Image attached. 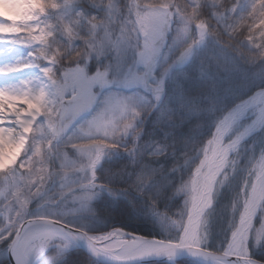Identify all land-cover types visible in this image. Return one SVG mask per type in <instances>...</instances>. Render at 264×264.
<instances>
[{
    "label": "snow or ice",
    "instance_id": "obj_1",
    "mask_svg": "<svg viewBox=\"0 0 264 264\" xmlns=\"http://www.w3.org/2000/svg\"><path fill=\"white\" fill-rule=\"evenodd\" d=\"M74 0H0V43L20 44L33 49L28 59L16 65L0 67V75L38 68L36 80L21 81L16 87L0 88V242L11 237L10 251L16 264H34L49 248L67 249L69 242L85 239L94 255L110 256L119 264H131L140 258L163 256L172 260L180 249L208 259L211 264H264L253 261L248 247L264 244V152L249 167L247 179L235 194L232 205L238 219L232 224L230 239L220 253L207 249L206 213L213 204V193L228 179L226 170L236 164L230 154L236 152L242 139L257 125H264V89L237 105L216 125L214 134L202 148L203 159L186 182L181 192L187 194L179 219L167 218V223L177 229L175 237L148 240L130 237L120 230L102 235H89L66 225L61 219L47 215L36 219L27 218L30 202L45 193V187L53 175L61 181L60 198L73 194L77 188L82 195H72L73 201L91 200L88 190L97 187L95 174L89 176L101 160L105 150L115 149L122 137L133 129L141 115L132 97L118 94L107 96L101 108L92 118L81 125L78 134L69 138L67 147L76 150L81 160L68 162L63 157L59 171L53 172L48 165V153L53 141L60 138L84 113L92 110L97 96L94 88L104 89L117 81L109 79L107 71L97 70L89 76L85 65L92 55H101L106 48L131 47L136 53V63L143 72L129 70L118 83L126 88L143 87L150 90L158 101L163 91V80L150 83L153 68L166 43L167 34L174 20L179 27L175 40L188 33L194 26L198 36L191 40L180 53L179 60L188 58L191 50L206 38L212 37L246 63H264V0H257L248 16L229 26H213L200 15V0H130L126 18L120 23V34L112 38L111 25L118 9L113 0L105 4L108 14L104 19L86 17L82 13L65 20L60 17L56 24L45 17L50 11H59ZM98 3L97 0H90ZM221 3L220 0H214ZM247 22V36L236 44L234 34ZM87 25L90 35L81 38L79 29ZM223 28V34L220 28ZM57 31L67 39L82 40L83 47L71 54L54 48L51 42ZM102 33V35H100ZM83 61V64L81 63ZM249 112L254 114L251 125L226 142V137ZM138 135V133H137ZM41 137V140H37ZM33 141V152L23 160ZM19 161V163H18ZM67 170V171H66ZM69 172L83 173L85 183L73 186L67 183ZM143 183V181H138ZM260 213V224L255 223ZM164 221V217H161Z\"/></svg>",
    "mask_w": 264,
    "mask_h": 264
},
{
    "label": "trees",
    "instance_id": "obj_2",
    "mask_svg": "<svg viewBox=\"0 0 264 264\" xmlns=\"http://www.w3.org/2000/svg\"><path fill=\"white\" fill-rule=\"evenodd\" d=\"M124 1L120 0L119 5ZM243 1L223 0L212 12L213 9L206 7L207 1L201 0L200 15L213 26L219 27L223 22H227L223 26H229L245 19L257 3V0H250V7L245 9L241 7ZM234 4L245 9L244 13L229 10L227 21L215 19L214 13L223 14L227 10L225 8ZM103 5L93 8L82 5L80 13L103 19L104 12L100 9ZM43 19L53 24L58 21L51 12ZM220 31L223 34L222 27ZM61 34L56 32L52 47L68 54L83 47L82 40L70 42ZM247 34L245 22L232 41H227V37L224 40L234 45ZM206 44L165 83L160 103L141 110L125 146H121L122 141H117L119 150L127 152V155L100 165L96 173L98 182L110 189L120 190L122 194L112 200L103 197L92 205V211L101 220L105 219L107 225L103 228L101 225L93 226L89 232H103L116 224L124 231L146 238L163 240L177 235L178 229L167 223V218H180L187 200L180 188L189 181L200 159H203L202 148L207 146L218 121L251 94L264 89V63H246L212 37ZM259 137L255 135L240 146L238 153L230 158L236 164L226 170L228 179L214 191L213 207L206 214L205 225L206 247L210 251L222 252L228 242L232 224L238 218V210L236 213L231 210L235 194L264 146V142L260 144ZM141 180L143 183L138 182ZM255 223L258 226L259 217ZM253 258L264 262V248ZM65 259L58 264H90L89 258L78 250L66 254ZM0 264H7L6 260L0 259ZM180 264L194 263L181 260Z\"/></svg>",
    "mask_w": 264,
    "mask_h": 264
},
{
    "label": "rangeland",
    "instance_id": "obj_3",
    "mask_svg": "<svg viewBox=\"0 0 264 264\" xmlns=\"http://www.w3.org/2000/svg\"><path fill=\"white\" fill-rule=\"evenodd\" d=\"M206 1H207L206 7H208L210 10L213 9L212 12H215V10L217 9H215L214 7H218L222 3L223 0H220L221 3H216L214 2V0H206ZM228 1L231 2L232 0H228ZM249 1L250 0H244L241 7L248 9V7H250L248 5ZM97 2L98 3L93 4L90 2V0H74L73 3L67 6H62L57 12H53V11H50V12L54 13L57 19H59L60 17H63L65 20H69L73 18L76 15V13L78 12L80 13V10L82 9L81 7L82 5H87L93 8V6L97 7V5L101 6L102 4H104L100 8L104 12V15H103V19H104L108 14V9L105 5L108 2V0H97ZM236 2H238V0H236ZM58 3H61L63 5V0H58ZM113 3L115 7L119 10L117 17L113 18V23L111 25V28L113 29L112 38L115 39L120 34V27H121L120 23L127 16V10L130 7V0H125L120 5H119V3H121L120 0H113ZM200 5H201V0H200ZM121 6H124L125 8ZM245 9H240L238 8V6L234 4V5H230L227 8H225L224 9L226 10L224 11L225 13L223 14L214 13L213 16L215 17L217 21L219 20L227 21L229 10H232V11L238 10L239 12L242 11L244 13ZM0 10H2V6H0ZM50 12L43 18L48 17ZM173 23L175 24V26ZM173 23H172V27L173 26L174 27L171 28V30L167 34V38L171 36L170 44L169 43L167 44L168 39H166V43L163 46L162 51L158 57L159 59H157L155 67L153 68V70L155 69L156 71H157V68H159L157 72L158 74L157 81L163 80V89H164L165 83L171 80L172 76L177 72V70L181 69L185 62L187 63L188 61L189 62L191 61L190 58L180 61L179 56L181 53L180 51H181L182 45L185 42H187V40L191 36L192 26L189 28L188 33L183 34L179 40H175L174 38L177 36L179 27H181L182 25H180L178 19L174 20ZM223 24L227 25V22H223L220 25H223ZM171 31H172V34H171ZM79 33H80L81 38L83 37L87 38L90 35L87 25H81L79 29ZM100 35H102V33H100ZM61 37H66V36L62 33ZM77 40H81V39H77ZM31 51H33V49L25 47L20 44L0 43V67L16 65L17 63H22L26 61ZM87 64L93 65L91 68V71L94 74L96 73L97 70L107 71L109 75V79L113 81H117V83H113L109 87H106L104 89H100L99 87L94 88V92L96 93L97 100L92 110L87 113H84L60 138L53 141V144H56V145L48 153L47 160H48V165L50 167V170H52L54 173L59 171L61 162L65 155L67 156L68 162H79L81 160V157L76 150L72 149L71 147L66 146L68 143V140L69 138L77 135L80 126L85 124L86 121L90 120L92 116L95 115V113L101 108L103 101L107 96H109L110 94H118L122 97H132L134 105L141 112L142 109L151 107V105L153 107H156L160 103V100L164 92L163 90L160 95V99L157 101L154 95H152V98H149L148 95H145V94H150L149 93L150 90L143 89V87L126 88V87L121 86L120 83H118L127 75L129 70L136 71V72H143L144 70L142 66L137 65L136 53L131 47H122L119 50L111 48V47L106 48L103 54L99 56L92 55L89 61L87 62ZM156 71H154V74L156 73ZM39 76H40V73H39L38 68L25 69L24 71L18 72L16 75H12V73L8 75H0V88L16 87L20 84L21 81L36 80L39 78ZM157 81H155L152 84H155ZM252 114L253 113L249 112L248 117L251 116ZM249 121H250V118L248 120L239 122V124H237L234 127L233 131L229 134V136L232 133L239 134L240 132H242L244 130L243 128L249 123ZM135 127H136V123H134L133 129ZM131 131L132 130H130V132ZM129 133L119 140V141H122L121 146H125L126 139L130 136ZM256 134L260 135V137L258 138L260 139V144L261 142H264V126L260 130H258L255 133V135ZM229 136L225 138L226 142ZM36 139L41 140L42 138L37 137ZM32 145H33V141H30L28 151L25 154V157H23V154L21 155L20 157L21 160H23L24 158L32 154L33 152ZM238 150L239 148L236 150V152H234V155L238 153ZM52 151L53 153L55 152L54 157L52 155ZM122 151L123 150L120 151L118 147L115 149L105 150V152L102 154L101 160L97 163L96 167L93 170H90L89 176L92 174V172H95V170L102 163L104 162L109 163L111 162L112 159H118V158H121L123 155H127V152L122 153ZM263 152H264V146H263ZM2 175L3 174H0V176ZM246 179H247V176L243 179L242 184ZM66 182L67 183L72 182L73 186L75 187V185L80 184V183H85L86 181L84 180L83 173L74 175V173L69 172V180ZM60 191H61V181L58 176L53 175V177L48 181L45 187L44 195L37 197L30 202L28 209H27V218L36 219L38 217L47 215L49 218L55 217L57 219H61L65 224H67L70 227L72 226L74 228H77L75 224L80 225L81 222L85 223L88 226H91L92 224H94V222H98V223H101L102 228L106 227L107 225L106 220L103 219L100 221L99 219L95 217L94 212H91V205L100 196H102V194L105 191L98 192L93 189H89L88 195H90L92 199L88 201H84V202L73 201L71 198L72 195H82L83 194V191L79 188H77L73 194L65 196L63 199L60 198V195H59ZM184 194L187 199V194L186 193ZM107 195L109 199L112 200L113 197L116 196V193L107 191ZM231 210H232V207H231ZM2 212H3V205L0 204V213ZM232 213L234 212L232 211ZM260 215L261 214L258 213L256 218L260 217ZM2 223H3V220H2V217H0V225H2ZM81 229L86 230V228L84 227H82ZM93 234H100V232H96ZM3 235L4 233H0V236H3ZM8 239H10V237ZM8 239L3 240V242L5 243ZM3 242H0V243H3ZM248 247L250 250L251 258L252 260H254L253 256L257 252H259L261 249L264 248V244L255 246L254 241L250 240ZM50 251H52V253H50ZM49 253L50 255H48ZM63 253L64 252H62V250H58L52 247L44 253V255L40 258L39 261H35L34 264L62 263V261H66L65 259L66 254H63Z\"/></svg>",
    "mask_w": 264,
    "mask_h": 264
},
{
    "label": "water",
    "instance_id": "obj_4",
    "mask_svg": "<svg viewBox=\"0 0 264 264\" xmlns=\"http://www.w3.org/2000/svg\"><path fill=\"white\" fill-rule=\"evenodd\" d=\"M245 139H246V137H244L242 139L241 143L244 142ZM124 233L129 234L130 237H140L138 235H133L129 232H124ZM141 238H143V237H141ZM147 239L148 240H154V239H149V238H147ZM74 241L78 245V248H80L82 251L84 250V252L87 255H89L93 260H96L97 263H100V264H119L118 261L113 260L110 256H107L104 254L94 255L91 252V250L88 246V243L85 239H75ZM7 259L9 260V264H16V261L13 259V256L11 254L10 246H9L8 253H7ZM180 259H186V260L194 261L197 264H211V262L208 259H206L204 257L193 255L186 249L177 250V252H176V254L172 260H169L168 258L163 257V256H160V257L150 256V257H144V258H140V259H137L135 261H132L131 264H150V263L178 264Z\"/></svg>",
    "mask_w": 264,
    "mask_h": 264
},
{
    "label": "bare ground",
    "instance_id": "obj_5",
    "mask_svg": "<svg viewBox=\"0 0 264 264\" xmlns=\"http://www.w3.org/2000/svg\"><path fill=\"white\" fill-rule=\"evenodd\" d=\"M18 73V72H17ZM17 73H12V75H16ZM248 115H249V113L248 114H246L241 120H239L238 121V123L237 124H239V122H241V121H244V120H248L249 118H250V121H249V123L243 128V129H245V128H247L249 125H251V123H252V121L254 120V114H252L251 116H249L248 117ZM236 124V125H237ZM264 125H257L247 136H249L251 133H254V132H256V131H258V130H260L262 127H263ZM246 137V136H245ZM75 245L73 244V242H69V247L67 248V249H63V251L65 250V251H67V250H70V249H72V247H74Z\"/></svg>",
    "mask_w": 264,
    "mask_h": 264
}]
</instances>
